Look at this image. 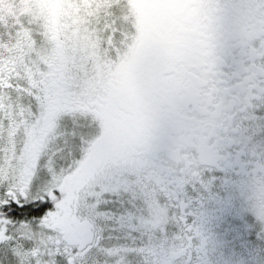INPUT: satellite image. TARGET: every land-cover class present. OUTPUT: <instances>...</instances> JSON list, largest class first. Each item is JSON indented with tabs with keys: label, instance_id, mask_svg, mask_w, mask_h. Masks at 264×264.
I'll return each instance as SVG.
<instances>
[{
	"label": "snow or ice",
	"instance_id": "obj_1",
	"mask_svg": "<svg viewBox=\"0 0 264 264\" xmlns=\"http://www.w3.org/2000/svg\"><path fill=\"white\" fill-rule=\"evenodd\" d=\"M2 3L0 264H264V0Z\"/></svg>",
	"mask_w": 264,
	"mask_h": 264
},
{
	"label": "rangeland",
	"instance_id": "obj_2",
	"mask_svg": "<svg viewBox=\"0 0 264 264\" xmlns=\"http://www.w3.org/2000/svg\"><path fill=\"white\" fill-rule=\"evenodd\" d=\"M25 0H3L2 7L5 17L9 18V24L12 22V18L23 15L24 17H29L31 15V10H25ZM15 43V41H13Z\"/></svg>",
	"mask_w": 264,
	"mask_h": 264
},
{
	"label": "flooded vegetation",
	"instance_id": "obj_3",
	"mask_svg": "<svg viewBox=\"0 0 264 264\" xmlns=\"http://www.w3.org/2000/svg\"><path fill=\"white\" fill-rule=\"evenodd\" d=\"M31 3V0H25V4H24V6H25V10H29L28 8H30L29 7V4Z\"/></svg>",
	"mask_w": 264,
	"mask_h": 264
}]
</instances>
